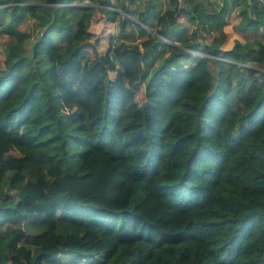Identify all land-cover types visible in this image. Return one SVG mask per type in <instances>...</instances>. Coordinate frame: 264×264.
<instances>
[{"label":"trees","instance_id":"16d2710c","mask_svg":"<svg viewBox=\"0 0 264 264\" xmlns=\"http://www.w3.org/2000/svg\"><path fill=\"white\" fill-rule=\"evenodd\" d=\"M82 1L0 0V264H264V0Z\"/></svg>","mask_w":264,"mask_h":264},{"label":"rangeland","instance_id":"374dc122","mask_svg":"<svg viewBox=\"0 0 264 264\" xmlns=\"http://www.w3.org/2000/svg\"><path fill=\"white\" fill-rule=\"evenodd\" d=\"M115 1V0H112ZM149 1L153 2L155 4V12L157 13V15L165 12L166 10H168L169 8H171L169 0H136L134 2V4L130 5V7L132 8V13L133 15L130 16V20H131V24L128 27V40L127 42H131V43H139L142 40V35H140V29H139V25H142L141 22H139L138 20V14L141 12H143L145 10V8L148 6ZM182 1V0H181ZM201 2L204 4V7L208 10V11H212L213 7H217V9H219V4H220V0H201ZM82 4L80 7H85V5H90L91 2L88 0L82 1ZM153 16V13H152ZM229 20H230V26L233 28V26L238 25L239 23V17L237 16V13H231V15H229ZM183 21V19H181ZM29 23L28 21H24L22 23V25L20 26L21 29L25 30L26 28L29 27ZM185 26V30L182 34L178 33L176 36H178L177 40H173V45H179V46H183L184 44V40L186 38H188L190 36V34L192 33V31H197L198 32V36L196 37V39H198V41H200L201 43H210L213 38H215L218 35V29L216 27L211 28L210 32H203L200 28H199V22L196 20L195 23H186L183 24ZM144 38H146L148 35H155V28H153L152 26H144ZM116 42H120L122 38L121 33L119 32V29L116 28ZM55 41L58 45H62L65 41H66V36H61V35H57L54 37ZM10 42V40L8 39H0V72L4 69V61H5V57H6V52H5V46L8 45V43ZM31 44V43H30ZM29 44V46H30ZM164 47H160L159 50L152 54L150 56V58L148 59V64L151 66H157L166 56V53L168 52V47L167 51L165 52L163 50ZM194 56H192L191 58H182L179 62V67L174 68L176 69H183V68H190L192 66H194L195 61H196V56H200L203 55L202 53H193ZM209 57V67L215 77L216 73H217V66L215 65V63L213 62L214 57L213 56H208ZM254 69H257L255 66L253 65H248ZM173 69V70H174ZM8 179L9 176L7 175L5 182L3 183V187L4 190L7 189L8 187Z\"/></svg>","mask_w":264,"mask_h":264}]
</instances>
